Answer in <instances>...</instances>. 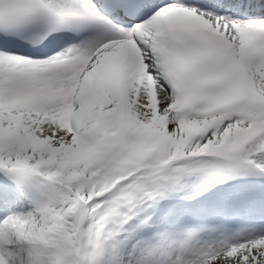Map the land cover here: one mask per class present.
I'll list each match as a JSON object with an SVG mask.
<instances>
[{"label": "snow or ice", "instance_id": "snow-or-ice-1", "mask_svg": "<svg viewBox=\"0 0 264 264\" xmlns=\"http://www.w3.org/2000/svg\"><path fill=\"white\" fill-rule=\"evenodd\" d=\"M0 264H264V0H0Z\"/></svg>", "mask_w": 264, "mask_h": 264}]
</instances>
